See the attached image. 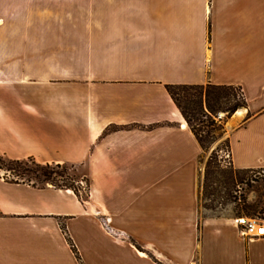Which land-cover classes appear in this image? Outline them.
Segmentation results:
<instances>
[{"label": "crops", "instance_id": "obj_1", "mask_svg": "<svg viewBox=\"0 0 264 264\" xmlns=\"http://www.w3.org/2000/svg\"><path fill=\"white\" fill-rule=\"evenodd\" d=\"M208 82L242 86L230 159L264 169V0H0V154L89 179L82 199L0 169V264H264V237L201 215L166 84Z\"/></svg>", "mask_w": 264, "mask_h": 264}, {"label": "trees", "instance_id": "obj_2", "mask_svg": "<svg viewBox=\"0 0 264 264\" xmlns=\"http://www.w3.org/2000/svg\"><path fill=\"white\" fill-rule=\"evenodd\" d=\"M166 89L176 106L180 109L203 150H207L208 142H212L216 138L215 131H224L221 118H215L218 117L220 112L224 113L225 122L237 110L248 107L244 90L240 85L213 84L210 82L206 84H166ZM251 116L252 113L249 112L246 118L248 119ZM196 123L200 125V128L196 127ZM203 129L207 132L206 137L200 133ZM226 147L229 150V137L226 139ZM228 154L230 156L229 151ZM230 164L231 166L226 168L218 159L216 152H213L206 161L203 193L211 199L212 203L220 202V190L214 186V183L228 188V186H236L239 183L249 184L251 181H256L254 178L249 177V172L259 169L236 168L232 164L231 159ZM0 169L15 173L16 176L21 177V179L11 178L14 182L23 181L41 186L51 184L57 188L72 189L82 199H86L88 196L89 179L86 177L83 180L78 179L74 173V165L40 163L33 157L11 159L0 154ZM32 178L39 182L33 181ZM81 183H85L83 187L77 186V184ZM82 189L85 191V195L82 194ZM243 210L248 212L246 216L250 215L251 207L249 205L245 204ZM63 229L66 233L64 227ZM68 240L74 248L69 237Z\"/></svg>", "mask_w": 264, "mask_h": 264}, {"label": "rangeland", "instance_id": "obj_3", "mask_svg": "<svg viewBox=\"0 0 264 264\" xmlns=\"http://www.w3.org/2000/svg\"><path fill=\"white\" fill-rule=\"evenodd\" d=\"M258 13L256 12V18H258ZM262 16V14L260 15ZM216 119H220L223 121L224 131L217 130L215 131L216 138L212 142H208L207 150H204L202 160H208L209 156L216 152L218 159L220 162L226 167L229 168L230 164V156L228 154V148L226 147V139L228 137L229 129H228V120L224 122V113L220 112ZM221 121V122H222ZM196 127L200 128V125L196 123ZM200 133L206 137V130H201ZM208 140V139H207ZM204 158V159H203ZM74 173L77 175L78 179L83 180V171L79 168H75ZM205 174V166L203 177L201 181L200 188V211L201 215H222V216H231L238 217L242 215L248 214V212L243 210V206L245 204L251 207L250 215L251 217L264 218V169L255 170L254 172H249V177L254 178L256 181H251L249 184L247 183H239L236 186H228V188L223 187L222 185H218L214 183V186L218 187L220 190L219 200L220 202L212 203L211 199L206 197L203 193V181ZM4 175L9 178H19L15 175V173H11L9 171H4ZM33 181L39 182L35 178H32ZM85 183L77 184V186H84ZM230 192V194H228ZM82 194L85 195V191L82 189Z\"/></svg>", "mask_w": 264, "mask_h": 264}, {"label": "built area", "instance_id": "obj_4", "mask_svg": "<svg viewBox=\"0 0 264 264\" xmlns=\"http://www.w3.org/2000/svg\"><path fill=\"white\" fill-rule=\"evenodd\" d=\"M235 221L244 236L248 238L264 237V218L242 215L236 217Z\"/></svg>", "mask_w": 264, "mask_h": 264}]
</instances>
